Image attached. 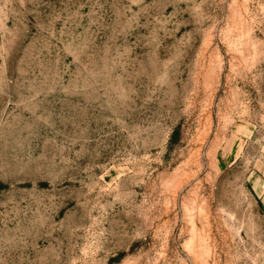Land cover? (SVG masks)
<instances>
[{
    "label": "rangeland",
    "instance_id": "rangeland-1",
    "mask_svg": "<svg viewBox=\"0 0 264 264\" xmlns=\"http://www.w3.org/2000/svg\"><path fill=\"white\" fill-rule=\"evenodd\" d=\"M0 264H264V0H0Z\"/></svg>",
    "mask_w": 264,
    "mask_h": 264
}]
</instances>
